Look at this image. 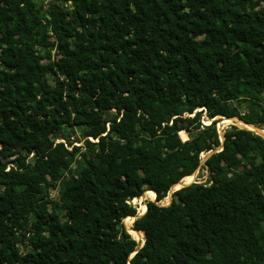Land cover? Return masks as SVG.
<instances>
[{"label":"trees","instance_id":"1","mask_svg":"<svg viewBox=\"0 0 264 264\" xmlns=\"http://www.w3.org/2000/svg\"><path fill=\"white\" fill-rule=\"evenodd\" d=\"M203 112L264 127V0H0V264H264V139Z\"/></svg>","mask_w":264,"mask_h":264},{"label":"rangeland","instance_id":"2","mask_svg":"<svg viewBox=\"0 0 264 264\" xmlns=\"http://www.w3.org/2000/svg\"><path fill=\"white\" fill-rule=\"evenodd\" d=\"M234 119L236 120V118H234ZM234 119H232L233 124L240 125V126L242 125V127L243 126L244 127H247V125H243V124L236 123L234 121ZM203 120L210 121L209 119L206 118L204 112H203V116H202V121ZM230 122H231V120H230ZM230 122L225 123L224 120H222V121H220V123L218 125L216 123V129H217V131H218V133H219L220 136H221L222 130L224 128L228 127L229 125H232V123H230ZM203 123H206V122L203 121ZM80 129H81L80 127H74L73 130L67 129V131H68L67 134L70 135L69 138L71 139V138H74V137H79L80 136ZM260 129L261 130H264V127L263 128H260ZM178 134H179V136H180V138L182 140H184V139L187 138V134L184 131H180ZM80 141H81V139H80ZM80 141H78L79 144L81 143ZM206 155H207V153H202L201 154V163L204 160V158L206 157ZM13 157H14V153L6 154V155H4L2 157V160L8 161V160L12 159ZM193 175H194V178H193V180L190 183H192V182H206L208 180V174H207V172H206V170L204 168H197L193 172ZM187 179L188 178H185L182 182L187 181ZM172 191H174L173 188L170 189V191L167 193V195L163 199H161L160 201H158V204H160V205H166L170 201V199H171V193H172ZM51 196H52V198H56V192L55 191H52ZM142 198L144 200H141V202L145 204V202L148 201V200H150L151 197L149 196V194H145V195L142 196ZM130 203H132L136 207L135 208L136 209V215H138L139 214L138 213V209L140 208V201L139 202H136V203H133L132 201H130ZM133 219L132 220H128L127 223H125L124 220H122V222L124 223L125 228L127 229L128 233L131 235V237L133 239H135L138 242V245L140 246L142 244V242H143V234H141L140 232L131 230L130 227H131V225L133 223Z\"/></svg>","mask_w":264,"mask_h":264},{"label":"bare ground","instance_id":"3","mask_svg":"<svg viewBox=\"0 0 264 264\" xmlns=\"http://www.w3.org/2000/svg\"><path fill=\"white\" fill-rule=\"evenodd\" d=\"M224 120V122L225 123H227V122H230V120H231V122L230 123H233V121H232V119H223ZM234 121L236 122V123H238V124H243V125H247V127L246 128H252V126L251 125H248V124H245V123H243V122H240V121H238V120H235L234 119ZM249 126V127H248ZM257 131L258 132H260V134L264 137V130H261L260 128H257ZM193 175L191 176V177H188V179H187V181H192L193 180ZM184 180V179H183ZM187 181H184V182H187ZM183 182V183H184ZM182 183V184H183ZM149 196H150V194H149ZM151 197V196H150ZM149 198V197H148ZM152 199V198H151ZM141 200H144L143 198H142V196H140V197H138V198H136V197H134V198H132L131 199V201L133 202V203H136V202H139L140 201V208L138 209V213L139 214H141V212H142V210H143V208H144V204L141 202ZM133 219V218H132ZM132 219H130V220H132Z\"/></svg>","mask_w":264,"mask_h":264},{"label":"water","instance_id":"4","mask_svg":"<svg viewBox=\"0 0 264 264\" xmlns=\"http://www.w3.org/2000/svg\"><path fill=\"white\" fill-rule=\"evenodd\" d=\"M204 110H205V108H204ZM216 118H222V119H233V118H226V117H224V116H221V115H216L215 117H213L212 119H209L210 121H212L213 119H216ZM209 121V122H210ZM238 121H240V122H243V121H241V120H238ZM244 123V122H243ZM232 125H236V124H233L232 123ZM249 125H251L252 126V128L250 129V128H246V127H243V128H246V129H248V130H251V131H253L254 133H256V134H258V135H260L263 139H264V137L260 134V132H258L257 131V127L256 126H254V125H252V124H249ZM237 126H239V127H242V126H240V125H237ZM222 139H223V137H222V135L220 136V140L222 141ZM211 151H209L207 154H209ZM185 185H187V184H182V185H180L178 188H180V187H182V186H185ZM171 188H173V187H171ZM170 188V189H171ZM178 188H176V189H178ZM170 189H169V191H170ZM174 190H175V188H173ZM168 191V192H169ZM167 192V193H168ZM150 200H154V199H150ZM170 201H171V199H170ZM170 201L167 203V204H169L170 203ZM166 204V205H167ZM142 214V213H141ZM141 214H138V215H135V216H131V217H133L134 219L135 218H137V217H139ZM133 219V220H134ZM143 240H144V238H143ZM142 244H143V242H142ZM142 244L140 245V246H142ZM134 253V252H133ZM132 253V254H133ZM132 254L130 255V256H132Z\"/></svg>","mask_w":264,"mask_h":264},{"label":"built area","instance_id":"5","mask_svg":"<svg viewBox=\"0 0 264 264\" xmlns=\"http://www.w3.org/2000/svg\"><path fill=\"white\" fill-rule=\"evenodd\" d=\"M90 139V138H89ZM56 141H61V142H63L64 140L63 139H57ZM81 142V141H80ZM74 144H79V142H74ZM67 148H70V146H67Z\"/></svg>","mask_w":264,"mask_h":264}]
</instances>
